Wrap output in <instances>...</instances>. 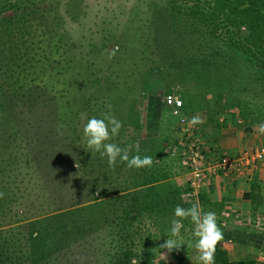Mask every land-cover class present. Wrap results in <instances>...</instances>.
<instances>
[{
	"label": "rangeland",
	"instance_id": "rangeland-1",
	"mask_svg": "<svg viewBox=\"0 0 264 264\" xmlns=\"http://www.w3.org/2000/svg\"><path fill=\"white\" fill-rule=\"evenodd\" d=\"M36 1L46 2L52 10L49 15L52 19H57L56 31L61 34L62 47L67 50L64 54L66 71L62 87L59 85L60 77L56 76V89L62 88V92L57 95L62 93L63 101L64 96L66 97L65 91L68 96L71 95L73 99L76 97L84 104L72 122V127L78 133L76 143L81 142L83 138L84 125L88 121V114L92 113L90 110H93L96 118H102L103 113L114 114L123 122V128L117 140L111 143L121 148L130 145V155L139 154L143 157L148 152L154 154L150 156L153 157L154 164L160 166L156 167V170L162 168L168 174L167 179L155 185L157 196H152L151 200L141 194L139 206L126 217L121 216L119 223H116L114 216L119 212L120 198L114 197L119 194L98 199L108 201L100 207L92 206L79 210L82 221L77 230V238L63 246L61 251L54 253L56 261L53 257L50 264H107L113 255L119 254L122 244L132 251L130 261L133 264H198L194 248L189 247V243H194L196 239L193 234L194 225L190 219L183 221L184 226L181 229L184 246L172 252L160 247L169 238L175 207L179 205L190 208L193 204L200 205L204 212L214 211L217 214L218 224L223 231L221 242L225 244L222 247L226 249L230 259L251 254L255 260L264 262V157L257 161L258 163L254 162L246 168H241L239 172H217L209 178H204L206 175L203 174L197 184L186 169L185 156H188L189 150H181L187 138L176 129V118L168 115L161 102L165 93L176 95L184 91V83L181 85L180 82L183 81L174 78L176 76L172 67L165 68L161 65L163 61L159 53L162 47L158 50V46L154 45L157 38L155 36H158L157 29L164 21L163 14L179 17L182 23H186L187 13L184 9L192 6V1L175 0L172 10L168 0ZM180 4L183 11H180ZM198 5L206 9V5L197 3ZM198 28L203 30L204 25H198ZM223 34L219 36L225 39V33ZM196 42L198 41L194 39V45ZM223 42L224 45L221 42L222 46L217 47V52L221 54V58L224 55L225 61L222 63L224 62L226 68L231 67L230 74L246 71L240 79V82L245 79L240 85L242 89H237L235 93L238 96L229 100L240 102V107L233 106L234 118L232 113L227 120L222 118L227 115L221 112L224 98L228 95L226 93L225 96L224 91L220 93V99L217 101L213 96L205 101L198 95V99L191 98L185 102L183 110L181 109V114L188 120L198 115L205 121L196 125L194 137L206 150V162H216L222 157L243 154L254 145L264 144V136L254 131L257 124L264 123V81L260 80L259 75L256 77L250 62L243 54L237 53L225 40ZM171 44L176 52L179 43L168 41L166 46L170 48ZM117 45L119 51L114 58L109 59L110 51ZM177 53L178 51L176 55ZM66 60L71 63V69ZM251 66L259 68L258 71L264 74V64L257 62ZM155 68H159V71ZM226 68L222 67L221 71ZM207 80L206 78L204 85H198L203 92L209 90ZM197 83L191 79L185 85L190 87L187 86L189 90L195 91L196 87L193 88V85ZM52 106L54 105L47 106L45 111H53ZM238 111L247 115L240 118L236 113ZM217 112L219 113L216 114ZM40 117L46 120V123H41V128H38V133L41 131L44 137L39 136V139L32 141L33 145L47 152H51L56 145L64 148V141L59 138L60 133L62 134V124L51 119L50 121L49 115ZM2 119L4 122L0 125V138L3 136V140L0 139V192L4 193V197L1 208L7 212L6 218L9 217L10 220L15 218L13 212L20 215L18 217L21 221L12 223L11 226H23L22 224L31 217L48 216L54 212H51L49 193L44 190L34 163L26 155V149L22 146L24 144L17 139L12 142L4 139L8 132L17 128L14 124L22 122V118L19 115L17 119L15 116L12 120L5 114ZM207 127H210V132ZM220 141L229 145L221 146ZM186 144L189 145L187 142ZM32 152L34 154L33 150ZM85 156L96 165L90 163L91 171L84 167L80 174L85 182L84 186L102 178L103 188L108 190L115 182L126 184L133 176L145 174L140 172V169H128L119 176L116 171L119 168H110L107 158L99 152L92 151ZM61 166L59 165L60 168ZM103 171L104 174L101 173ZM66 172L62 171V174H66L67 178ZM251 182L258 184V188H253V197L250 196ZM129 202V199L128 202L121 201V206H126ZM160 203L165 206L164 209L158 206ZM153 211H156V215ZM100 214L103 220L99 217ZM4 228L6 229L7 225ZM28 229L26 228V231ZM23 231L25 227L15 228L4 232L3 236L22 241ZM70 237L73 238V235Z\"/></svg>",
	"mask_w": 264,
	"mask_h": 264
},
{
	"label": "trees",
	"instance_id": "trees-1",
	"mask_svg": "<svg viewBox=\"0 0 264 264\" xmlns=\"http://www.w3.org/2000/svg\"><path fill=\"white\" fill-rule=\"evenodd\" d=\"M179 1H192V6L184 9L187 13L185 14L186 23H182L179 17L170 14L162 15L164 21L157 29L158 36H155L157 38L154 41L158 50L162 47L159 53L163 61L161 65L165 68L172 67L176 76L174 78L178 81L182 80L181 85L184 83L182 85L184 91L176 94L182 100L180 110H183L185 102L190 101L191 98L194 100L202 96L206 101L213 96L217 101L220 99V93L224 91V95L226 96V93L228 95L224 98L221 112L227 114L222 116L224 120H227L229 114L234 112L233 106L240 107V102L236 99H234L236 102L233 100L229 102V100L238 96L235 93L237 89H242L240 85L245 79L242 82L240 79L246 71L230 74L231 67L227 69L223 65L224 55L221 58L217 47L221 45V42L224 45L223 40H225L237 53L243 54L248 59L256 77L259 75L260 80L264 81V74L258 71L259 68L251 66L252 63L257 62L264 64V0ZM168 2L172 10L175 0H168ZM45 3L36 0H0V125L4 122L2 116L5 114H8L12 120L15 116L17 119L19 115L22 118L21 123L14 124L17 128L8 132L4 139L11 142L17 139L24 144L22 146L26 149V155L34 163L44 190L49 193L51 212H54L48 216L31 217L29 221L22 224L23 226L19 224L11 226L12 223L21 221L18 217L20 215L13 212L15 216L13 220L6 218L7 212L1 208L3 198L0 199V264H50L53 257L56 261L53 254L61 251L63 246L68 245L78 236L77 230L82 221L79 210L85 207H100L108 201L98 199L119 194L114 198L120 197L122 202L130 200L128 205L121 206L120 198L118 199L119 212L114 216L116 223H119L122 217H126L139 206L138 200L141 194L151 200L152 196H157L155 185L168 177L167 172L162 168L156 170V167H160L159 164H154L151 168H141L140 172L145 173L142 176H133L126 181V184L115 182L108 190L103 188L102 178L92 181L89 186H84L85 182L80 174L84 167L87 171L92 170L90 163L96 165L94 161L90 162L88 156H85L92 152L87 148L86 141L82 138L81 142L76 143L78 133L72 127V122L76 119L77 113L79 114V108L81 109L84 104L79 102L78 98L73 99L71 95L68 96L65 91L66 97L64 96L63 101L62 93L57 95L62 92V88L56 89V76L60 77L59 85L62 87L66 71L64 54L67 50L62 47L61 34L56 31L57 19L50 17L52 10ZM197 3L206 5V9L200 5L197 6ZM181 5L180 11H183ZM198 25L200 27L204 25V29L198 28ZM221 31L225 33V39L220 38L219 34L224 35ZM163 38H165L164 41L159 42ZM193 38L198 41L195 45ZM168 41L179 43L176 50L178 55L171 47L173 44L169 45L170 48L166 46ZM66 61L71 69V63L69 60ZM222 67L226 69L221 71ZM155 69L159 71V68ZM206 78L209 90L203 92L198 85L201 83L204 85ZM191 79L198 82L193 85V88L196 87L195 91L189 90L190 87L187 85V88L185 85ZM52 104L53 111L46 112V107ZM86 104L89 105L88 102ZM166 109L168 112V108ZM90 112L92 113L88 114V120L95 117L93 110ZM236 113L240 118L247 115L240 111ZM39 114L49 115V120L62 124L60 125L62 134L60 133L59 138L64 141H62L65 144L64 148L55 144L56 149L52 148L51 152H47L33 145L32 141L39 139V136L44 137L41 131L38 133V128H41V123H46V120ZM168 115L171 116L169 113ZM217 119L216 117V121ZM116 138L110 142H115ZM0 139L3 140V136ZM147 155L154 154L148 152ZM77 164L80 167L77 168ZM59 165H62L61 168ZM116 166L119 168L116 170L119 176L129 169L119 160ZM62 171L68 172L67 178ZM101 173L104 174V171ZM253 188H258L256 182L250 183L252 197ZM85 203L87 205L84 206ZM78 206L82 208H77ZM158 206L163 209L165 207L161 203ZM99 217L103 220L101 214ZM20 227H25L22 241L3 236L4 232ZM26 228L29 229L26 231ZM71 234L73 238L70 237ZM121 238L123 239L122 236ZM122 245L118 251L119 254L113 255L107 264H133L130 261L132 251L124 244ZM224 245L220 242L217 246L215 264H264L255 260L251 254L244 255L243 258L230 259L228 252L222 247Z\"/></svg>",
	"mask_w": 264,
	"mask_h": 264
},
{
	"label": "clouds",
	"instance_id": "clouds-1",
	"mask_svg": "<svg viewBox=\"0 0 264 264\" xmlns=\"http://www.w3.org/2000/svg\"><path fill=\"white\" fill-rule=\"evenodd\" d=\"M118 51L119 46L117 45L110 51L109 59L114 58ZM204 122V119L198 115L188 120V124L193 127ZM122 128L123 122L118 120L114 114L103 113L102 118L92 117L84 125L83 140L86 141L88 149L106 157L108 166L112 169L115 168L118 160L120 163H126L129 169L153 167L155 163L153 157L147 155L141 157L139 154L130 155V145L121 148L110 142L119 135ZM254 131L264 135V123L257 124ZM76 167L78 168L80 165L77 164ZM3 197L4 193L0 192V199ZM189 219L194 225L193 234L196 238L194 243H189V247L194 248L198 264H215L216 249L223 240V231L218 224L217 214L214 211L204 212L198 204H193L190 208H183L179 205L175 207L169 238L160 247L172 252L174 249L179 250L184 246L181 229L184 226L183 221ZM36 234L38 235V233Z\"/></svg>",
	"mask_w": 264,
	"mask_h": 264
},
{
	"label": "built area",
	"instance_id": "built-area-1",
	"mask_svg": "<svg viewBox=\"0 0 264 264\" xmlns=\"http://www.w3.org/2000/svg\"><path fill=\"white\" fill-rule=\"evenodd\" d=\"M163 105L168 108V113L176 118V129H178L181 135L185 136L186 142L183 144L181 150H189L188 156H185L186 169L192 174L193 180L199 183L202 177L215 176L217 172H239L241 168H246L252 163L260 161L264 157V144L254 145L248 152L235 155L232 157H222L216 162H206L207 153L205 148L200 146V143L195 135L196 126H190L188 119L185 115L181 114L180 108L182 107V100L175 94L169 92L162 96ZM199 167V169H198ZM202 171V173L200 172ZM201 173V174H199ZM193 184L194 182L191 181Z\"/></svg>",
	"mask_w": 264,
	"mask_h": 264
},
{
	"label": "crops",
	"instance_id": "crops-1",
	"mask_svg": "<svg viewBox=\"0 0 264 264\" xmlns=\"http://www.w3.org/2000/svg\"><path fill=\"white\" fill-rule=\"evenodd\" d=\"M205 129H206V128H205ZM209 129H210V127H207V131H208V132H210ZM263 136H264V135H263ZM215 137L218 138V136H215ZM222 138H224V137L222 136ZM219 143H220L221 146H225V147H227V146L229 145V143H226L225 141H220ZM256 163H258V162H256ZM263 169H264V168H263ZM236 177H237V176H236ZM232 181H233V180H232ZM233 182H235V181H233ZM235 186H236V185H235Z\"/></svg>",
	"mask_w": 264,
	"mask_h": 264
}]
</instances>
